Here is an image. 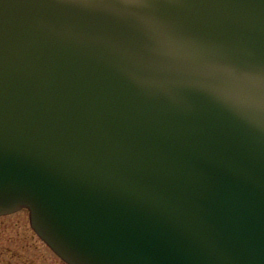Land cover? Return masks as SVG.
Segmentation results:
<instances>
[{
	"label": "water",
	"instance_id": "obj_1",
	"mask_svg": "<svg viewBox=\"0 0 264 264\" xmlns=\"http://www.w3.org/2000/svg\"><path fill=\"white\" fill-rule=\"evenodd\" d=\"M66 264H264V0H0V215Z\"/></svg>",
	"mask_w": 264,
	"mask_h": 264
},
{
	"label": "rangeland",
	"instance_id": "obj_2",
	"mask_svg": "<svg viewBox=\"0 0 264 264\" xmlns=\"http://www.w3.org/2000/svg\"><path fill=\"white\" fill-rule=\"evenodd\" d=\"M0 230L10 232L11 236L21 235L18 240L16 238L10 239L11 247L14 245L23 247L26 252L23 254L25 260L32 264H63L57 257H55L52 252L42 243L33 233L30 228L27 211L20 210L15 213L10 214L9 217L0 219ZM26 231V232H24ZM21 232V233H19ZM23 233H26L23 235ZM21 249L22 251L24 249Z\"/></svg>",
	"mask_w": 264,
	"mask_h": 264
},
{
	"label": "flooded vegetation",
	"instance_id": "obj_3",
	"mask_svg": "<svg viewBox=\"0 0 264 264\" xmlns=\"http://www.w3.org/2000/svg\"><path fill=\"white\" fill-rule=\"evenodd\" d=\"M9 216L10 215H0V219H4V218L9 217ZM0 221H3V220H0ZM24 232H26V231H24ZM5 233H6V231L0 230V264H32V263H28L25 260L26 255H25V257L23 256V254L26 252L25 248L17 246V245H14V247H11L10 239L16 238L19 240L21 238V235L19 234V235L11 236L10 232H7V234H5ZM19 233H21V232H19ZM25 234L26 233H23V235H25ZM34 235H35V233H34ZM22 248L24 249L23 251L21 250ZM52 254L55 257H57L53 252H52ZM57 259H59V258L57 257ZM61 262L63 264H66L63 261H61Z\"/></svg>",
	"mask_w": 264,
	"mask_h": 264
}]
</instances>
